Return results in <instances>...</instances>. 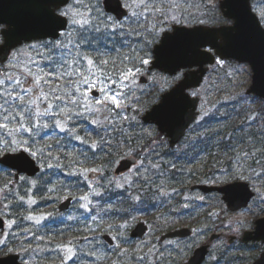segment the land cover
I'll list each match as a JSON object with an SVG mask.
<instances>
[{"label": "rangeland", "instance_id": "1", "mask_svg": "<svg viewBox=\"0 0 264 264\" xmlns=\"http://www.w3.org/2000/svg\"><path fill=\"white\" fill-rule=\"evenodd\" d=\"M207 1L212 6L219 0ZM75 2L76 0H72L60 12L74 7ZM83 2L89 3L90 6L98 5L103 15L115 19L104 10L102 0H83ZM122 2L132 4L134 0H122ZM162 2L166 3V0H156L158 4ZM177 3L180 8L170 13V16L177 18L175 21L170 18L165 19L154 12L139 18L132 17L131 11L138 9H128L129 14L126 18L121 21L115 20L122 23L129 31L124 34L104 33L103 41L106 43L101 42L98 46L101 52H109L106 58L116 60L117 67H120L122 57L131 56L133 59L127 66L140 68V72L134 76V81L124 89L126 107L123 108H130L133 111L142 110L145 113L159 103L162 95L182 79L185 70L169 75L159 70L149 71L151 62L148 65L139 63L138 57L153 60V48L159 43L163 32L170 31L174 25L186 27L197 24L211 25L200 18L209 13L210 6L202 12L200 2L177 0ZM252 6L264 25V0H253ZM229 23L231 21L223 20L213 25ZM153 29L159 33L155 39L150 34ZM69 32H72L71 36L66 35ZM78 39L69 23L68 29L59 39L33 41L22 45L14 53L19 50L21 61L27 62L31 57L39 60L41 66H44V62L37 56V51H43L39 48L40 45L46 41L59 40L67 43L69 40ZM146 41L150 43L146 44ZM30 44H35L38 48L29 49ZM96 46L82 45V48L90 55H94L93 49ZM113 48L116 51H111ZM62 51L64 50L60 49L52 54L58 56ZM218 61L223 63L216 62L211 66L201 87L190 91L193 96H201L198 122L211 113L216 105L230 103L234 107L235 119L249 118L247 130L255 125V119L260 126H263L264 101L259 98H250L253 96L246 93L252 83V70L249 64L235 60L218 59ZM48 70L45 67V71ZM13 73L18 75L16 69ZM145 74L150 75L149 82L140 83V77ZM64 82L55 79L51 81L53 86ZM100 95L99 92L97 98ZM91 97H94L92 93ZM90 102L95 107L91 98ZM46 106V102H41V109ZM60 107L63 108V104ZM58 111L57 107L51 109L52 113ZM65 114L71 115V119H67ZM114 114L103 109L99 113L84 112L81 108L69 104L64 114L48 115L42 118L41 123H47L48 127L36 128L32 124L29 126L34 128L33 133L26 131L20 133L19 138L28 141L25 147L37 153L35 157H32L43 168L37 177L23 176V179L18 181L14 179L13 170L0 169V177L3 176L6 180L3 186L0 185V216L6 220L5 228L0 231V256L17 253L25 264H182L188 261L196 248L206 245L209 246V256L204 264H252L264 251V243L262 241L244 243L242 236L244 232L253 231L256 221L264 217V157L257 161L255 167H252V155L247 152L245 146L234 151L230 166H213L218 171L214 185H225L235 181H247L251 184L255 197L245 208L231 211L221 194L217 192L204 194L192 189L193 185L198 184L195 183V178L199 174L202 163L185 164L180 160L178 169L182 174L181 184L183 185L180 184L181 186L175 189L161 187L156 194L154 207L143 211H128L127 214L126 210H121L115 201L107 206L117 210L121 216L110 218L102 211L89 214L91 201L89 195L92 189L111 184L115 179L114 169L118 162L131 155L117 159L110 171L107 166H102L109 150L113 149L112 143L115 138L113 131L115 130L111 129L110 136L106 135L107 146L102 145L101 139L105 136L99 133L106 123L104 116L111 117ZM130 115H132L131 112ZM94 119L100 120V123L93 124ZM56 121H59V125ZM142 133L151 139V144L157 149L158 155L165 148H169L168 139L158 131L155 125H145ZM191 133L189 129L187 136ZM4 136L5 133L0 131V139ZM77 136L82 139H77ZM93 144L96 147L93 148ZM183 146H185V140L173 150L178 152ZM6 152L0 151V154ZM49 152L52 154L51 157L47 155ZM245 153L248 155L245 156ZM119 155L118 153L117 156ZM138 161L123 176V179L129 183L133 184L135 181L137 183L138 178L140 182L148 181L147 184H155L159 181L157 175L165 177L168 174V172H156L155 167L147 168L142 159ZM48 164L52 167H48ZM85 169H97V171H84ZM105 171H109L110 175L105 176ZM94 172L97 175L91 178L90 174ZM72 179L76 180L71 182ZM187 182L188 186L185 187L184 184ZM85 196L88 197L87 200L82 199ZM67 197H73L74 203L70 210L60 212L58 206ZM29 200H33L34 203H28ZM84 204H88V208L82 207ZM28 217L40 219L37 222ZM139 222H145L149 228L143 238L134 239L131 237V232ZM185 227H194L196 231L187 238L161 241L162 235ZM104 235L111 237L112 245L104 241ZM69 241L74 246L76 256L66 260V249L58 246L67 245Z\"/></svg>", "mask_w": 264, "mask_h": 264}, {"label": "water", "instance_id": "2", "mask_svg": "<svg viewBox=\"0 0 264 264\" xmlns=\"http://www.w3.org/2000/svg\"><path fill=\"white\" fill-rule=\"evenodd\" d=\"M69 2L70 0H0V25L7 26L1 32L4 42L0 44V63L7 61L12 49L24 42L59 38L61 32L68 28L69 22H66L63 27H58L55 32H52L51 27L43 22L49 11L59 13L58 11ZM121 4H123L122 1ZM103 5L106 12L113 14L118 20L124 19L125 13L128 15L127 9L116 8V0H103ZM219 6L224 17L233 21L231 25H196L193 27L175 25L172 31L164 32L160 42L154 46V59L149 70L158 69L170 75L185 70L183 78L171 90L164 93L160 102L146 111L142 117L145 123L155 124L160 132L166 134L171 147H175L181 141L187 129L199 115L197 108L200 97H192L188 90L201 85L217 57L248 63L253 74L252 84L247 92L264 99V27L252 9L251 0H220ZM61 19L65 18L61 17ZM227 29L236 30L228 32ZM6 32L10 34L6 35ZM165 36L179 38L183 46L178 49L176 42H171L168 59L160 62L158 50L164 44ZM203 39L209 42L202 43ZM197 45H199V50H197ZM2 72L0 68V73ZM148 81L149 75L141 76L140 83ZM92 94L98 96L99 91L94 90ZM0 162L16 170L17 178L20 173L35 176L40 171L35 159L27 152L8 153L0 159ZM136 163L137 159L134 157L125 158L120 161L115 173L121 175L129 171ZM93 175L95 173L91 174ZM192 189H199L204 193L223 194V199L232 211L246 207L255 196L250 184L245 181H236L224 186L198 184ZM72 201V197L67 198L60 204V210H68ZM255 224L253 231L244 233V242H264V217L259 218ZM4 227L5 220L0 216V230ZM147 231L148 226L145 222H140L132 230L131 236L144 237ZM194 232V227L180 228L163 235L161 239L186 238ZM104 239L110 245L113 244L109 235H104ZM208 253L209 246L198 247L190 259L183 264H203ZM19 259L18 254L2 256L0 264H24ZM253 264H264V251Z\"/></svg>", "mask_w": 264, "mask_h": 264}, {"label": "snow or ice", "instance_id": "3", "mask_svg": "<svg viewBox=\"0 0 264 264\" xmlns=\"http://www.w3.org/2000/svg\"><path fill=\"white\" fill-rule=\"evenodd\" d=\"M138 9L131 11L132 17L146 16L149 12L159 13L165 19L170 18L175 21V16H170L174 9L180 8L177 0H166V3H156V0H134L132 4H121V0H116V8ZM125 17L127 14H124ZM64 17L65 19H61ZM102 17V20H101ZM69 22L73 31L79 37L78 40H69L67 43L63 41H46L39 48L43 51H37V56L44 62L41 66L39 60L28 58L27 62L21 61L19 58V50L13 53V59L6 67H12L17 70L18 75H6L0 79V131L5 133L3 139H0V151H7L15 153L17 151L28 152L29 155L35 157L36 152L31 151L29 147H25L28 141L19 138L21 132L33 133L34 128L29 126L34 124L36 128L48 127L47 123H41L43 117L48 115L64 114V110L69 104L81 108L84 112L99 113L102 109L110 113H115L116 109L126 107L124 100L126 93L124 89L128 88L129 83L134 81L135 74L140 72L139 67H128V62H131L133 57L123 56L120 60V67H117L116 60L106 58L109 52H101L99 43L103 41L104 33L110 34H124L129 30L124 28L122 23H118L113 17L103 15L97 6H90L89 3L83 0H76L74 7L67 8L59 13L49 11L46 19L43 22L46 26H50L52 32H55L58 27ZM236 29H227L232 32ZM6 35L10 33H5ZM96 34V35H93ZM150 34L153 39L159 35L153 29ZM71 36L72 32L66 33ZM110 38V37H109ZM171 42H176L179 49L183 46V42L177 37L165 36L164 44L158 50V60L164 62L168 59L170 52L169 46ZM202 43L209 41L203 39ZM146 44L150 42H145ZM214 43V42H213ZM82 45L94 47V55L86 52ZM214 46L215 43H214ZM128 47H132L128 45ZM29 49L36 50L38 48L35 44L28 45ZM63 49L58 56H53V52ZM143 50V49H141ZM199 50V45H197ZM111 51H116L115 48ZM47 53V54H45ZM7 59V57H4ZM141 65H148L151 61L143 57H138ZM223 63V61H217ZM45 67L49 70L45 71ZM0 73V76H3ZM178 78V77H177ZM62 80V84L53 86L51 81ZM126 81L128 83H126ZM7 84V87L5 85ZM116 85V87H113ZM47 87V91H45ZM93 90L100 92V97H91ZM91 101H94L95 107L92 106ZM41 102H46V107L41 109ZM63 104V108L60 105ZM114 106V107H111ZM57 107L59 111L52 113L51 109ZM79 115L80 113H76ZM67 119H71V115L65 114ZM126 119V117H124ZM254 119V117H252ZM104 120L108 123L114 121L109 116H104ZM59 125V121H56ZM93 124H99L100 120H92ZM77 139H82L77 136ZM92 147H96L95 144ZM51 157V153H47ZM248 154L245 153V156ZM17 159H19L17 157ZM58 159V157H57ZM52 167L51 164L47 165ZM84 171H97V169H85ZM23 179V177H20ZM35 183V181H33ZM122 187L123 185H117ZM100 195L99 192L96 193ZM23 199V197H21ZM87 200L88 197H82ZM135 199L139 200L137 196ZM28 203H34L29 200ZM88 208V204L82 205ZM39 222L40 218L28 217ZM87 239V237H85ZM66 249V260H71L76 256L74 246L71 241L67 245H60ZM94 255V253H90Z\"/></svg>", "mask_w": 264, "mask_h": 264}, {"label": "trees", "instance_id": "4", "mask_svg": "<svg viewBox=\"0 0 264 264\" xmlns=\"http://www.w3.org/2000/svg\"><path fill=\"white\" fill-rule=\"evenodd\" d=\"M197 2L202 4V12L211 5L207 0H194V3ZM200 18L210 24L224 20L218 2L209 7L208 14L202 15ZM132 111L130 108L118 109L113 116L109 117L114 122L108 123L106 121L102 126L99 134L105 136L101 139L103 146L108 145L106 144L108 142L106 135L110 136V130H115L113 131L115 136L112 143L113 149L109 150L102 166H107L110 171L117 159L131 154L142 159L147 168L155 167L156 172H168V174L165 177L157 175L159 181L155 184H147L148 181L140 182L138 178L137 183L135 181L132 184L123 177H117L111 184L99 186L96 189L93 188L91 195H89L91 198L89 214L102 211L107 217H119L121 214L117 210L107 206L115 201L121 210H126L127 214L128 211H143L154 207L156 194L161 187L175 189L183 185L181 184L182 174L178 169L180 160L185 164L202 163L198 171L199 174L195 178V183L215 184L218 171L213 166H230L233 162L234 151L237 148L245 146L247 152L252 155V167H255L257 161L262 160L264 157V125L260 126L256 122L257 119H255V125L247 130L249 118L235 119L234 107L230 103L216 105L211 113L200 122H197L191 128V135L184 139L185 146L181 150L179 149L177 152L165 148L160 155H158L155 146L151 144V139L142 133L146 125L141 121L143 111ZM130 112L132 115L129 116ZM122 147L125 149H121ZM118 153L119 156H117ZM109 171H105L104 175L109 176ZM249 180L252 181L251 178ZM118 184L123 186L118 187ZM184 185L187 187L188 182ZM97 192L100 195H97ZM137 196L140 197L139 200L135 199Z\"/></svg>", "mask_w": 264, "mask_h": 264}, {"label": "flooded vegetation", "instance_id": "5", "mask_svg": "<svg viewBox=\"0 0 264 264\" xmlns=\"http://www.w3.org/2000/svg\"><path fill=\"white\" fill-rule=\"evenodd\" d=\"M3 28H4V26H0V29L1 30H3ZM1 43V42H0ZM18 48H15V49H13L12 50V52H11V54L9 55V58L7 59V61L5 62V63H2V64H0V67H2L3 68V76H0V77H2V78H4V76H6V75H9L10 73H12V75H15V73H13L14 72V69L12 68V67H6V66H8L9 65V63H10V61H11V59H12V55H13V53L17 50ZM5 87H7V84L5 85ZM7 153H9V152H6V153H4V154H0V159H1V157L2 156H4L5 154H7ZM4 168H7V167H5V166H3L2 164H1V162H0V169H4ZM5 178L3 177V176H1L0 177V185L1 186H3L4 184H5Z\"/></svg>", "mask_w": 264, "mask_h": 264}]
</instances>
